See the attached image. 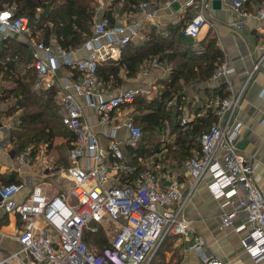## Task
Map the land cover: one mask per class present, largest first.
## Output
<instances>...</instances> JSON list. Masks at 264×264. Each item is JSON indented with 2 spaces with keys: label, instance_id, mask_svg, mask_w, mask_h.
<instances>
[{
  "label": "built area",
  "instance_id": "1",
  "mask_svg": "<svg viewBox=\"0 0 264 264\" xmlns=\"http://www.w3.org/2000/svg\"><path fill=\"white\" fill-rule=\"evenodd\" d=\"M96 1L92 35L84 42L89 50L83 57L74 59L70 54L73 50L53 47L41 41L34 42L33 65L37 78H47L43 84L57 90L64 103L62 121L74 134L68 152L72 163L66 168L72 183L64 191L56 193H48L39 185H33L21 200L15 196L23 187L22 182L0 184V206L8 212H15L21 220L15 229L19 248L8 253L0 249V264H149L167 235L186 237L187 248L195 250L203 264H226L220 256L206 251L204 238L194 232L186 218L180 216L190 193L207 171L211 179L206 187L214 197L224 198L222 205L230 203L233 200L231 196L237 194L236 206L228 211L223 210L221 225L232 226L235 213L244 211L245 222L237 224L234 229L247 230L240 239L242 245L252 259L264 260V184L256 183L254 164L247 162L234 143L238 126L234 124L233 118L243 98L246 82L239 90H235L231 82L227 81L226 94L212 100L215 120L199 136L201 154H194L185 161V167L192 177L187 188L177 178H171L168 183L161 185L150 165L136 172L129 182L117 179L113 183H106V151L114 157L113 166L119 172L133 169L125 164L121 142L116 136L120 126H110L104 152L91 129V123L83 118L75 94L85 96L88 104L100 113L101 121L106 122L109 112L123 104L132 103L136 95L144 92V88L124 89L108 97L98 91V61L114 58L119 50L112 42L121 46L137 30L131 21L119 25L109 24L104 13L96 18L98 9L108 8L110 0ZM172 2L166 0L167 4ZM231 4L240 14H251V11L242 8L243 0H232ZM139 8L144 10L146 19L160 24L156 8L149 1H141ZM254 13L262 17L264 6ZM205 21L201 9L183 24L182 34L196 38ZM0 31L27 32V16L14 15L11 7L0 8ZM102 38L106 41L103 42ZM200 51L197 49L196 53ZM58 57L62 64L77 71L73 79L64 80L62 84L53 79ZM229 71L227 60H221L214 67L211 78L226 76ZM260 95L264 97V88ZM173 100H169V103ZM187 120L186 114L181 115L180 124ZM121 125L127 129L129 143H135L141 137V128L132 117L125 118ZM219 152H222L221 160L218 159ZM28 154L29 149L25 148L18 158L23 159ZM103 218L113 224L115 232L109 244L99 249L96 244L84 239V229L90 221L102 223Z\"/></svg>",
  "mask_w": 264,
  "mask_h": 264
},
{
  "label": "crops",
  "instance_id": "2",
  "mask_svg": "<svg viewBox=\"0 0 264 264\" xmlns=\"http://www.w3.org/2000/svg\"><path fill=\"white\" fill-rule=\"evenodd\" d=\"M150 5L156 8L157 17L161 20L157 24L155 20L145 18L144 10L139 8L137 11H113L114 23L119 25L125 21H131L137 32L132 36L133 41H141L147 31L153 29L155 32L168 34L172 28L178 24H183L191 16L195 15L201 9L205 15V23L199 30L196 38H192L202 49L209 36L215 38L217 45L222 51V60L226 59L230 68L226 76L210 78L207 80L194 81L185 88L184 103L180 115L186 114L188 119L203 115L207 108L212 107V100L221 96L223 84L231 82L235 90L246 82L245 91L239 106L237 107L233 122L238 126V133L235 144L245 156L248 163L254 164L258 184H264V97L260 91L264 88V15L257 16L256 9L264 6V0H243L245 10L251 11V14H240L232 7V0H173L167 4L166 0H147ZM140 3V2H139ZM11 7L14 10V4L0 0V8ZM111 9V7H108ZM104 8L98 9L96 18H99L104 12ZM182 26L180 27V29ZM184 36V35H183ZM14 39L26 48L35 51V40L28 32H1L0 43L5 39ZM105 42L106 39L102 38ZM53 47L55 45L51 44ZM119 52L114 55L112 60H118L121 56L123 45L112 42ZM197 47V46H196ZM196 49V50H197ZM88 47L83 43L74 49L70 54L72 58L83 57L88 52ZM42 52L41 50H39ZM43 54V52H42ZM105 59V60H108ZM156 60V59H153ZM153 60L144 61L141 69L135 76H125L124 69L120 76L123 80L119 83L110 84V87L99 89L102 96L108 97L118 91L129 88H144L142 95L151 98L162 87V80L169 76V63L167 61ZM102 61V60H101ZM257 66L255 67V65ZM216 66V65H215ZM75 77L74 72L67 65L61 63L58 57V66L53 74L56 83L62 84L64 80L70 81ZM47 78L36 79L33 84L34 89L46 88L43 84ZM14 83L10 79H4L0 73V97L4 88H10ZM57 100L61 103L60 114L64 109V103L61 101L58 92L54 89ZM77 102L81 105L83 118L91 123V129L102 150L105 152L108 143V131L110 126L118 125L116 136L121 142V148L126 153L127 129L121 125V122L130 117H136L137 113L133 104H123L109 112L108 120L101 121V115L97 109L88 104L85 96L75 94ZM195 99V101H194ZM12 98H0V184L8 181L14 174L15 180L23 183V187L17 192L16 199H23L31 190L33 185H39L48 193L64 191L71 185L66 174V168L71 164L68 157L69 148H66L65 137H56L52 145L40 141L35 149L30 146L17 150L10 137L11 129L17 124V116L21 108L11 109ZM180 123V119H179ZM171 126L167 125L164 131L167 139L172 141L175 132L170 131ZM29 149V154L23 159L18 158L19 153ZM106 154L107 184L115 182L117 179L122 181L117 169L113 166L112 156ZM153 159L146 162L150 165L159 177V183L165 185L171 178H177L184 188H187L192 181L185 162L177 163L171 157H166L161 152H157L148 158ZM163 157V158H162ZM128 158L126 157V160ZM218 159H222V152L218 153ZM163 160V161H161ZM165 160V161H164ZM211 179L209 171L205 172L198 181L195 188L190 193L185 202L180 216L190 222L194 232L200 234L205 241V249L208 253H213L226 261V264H264V260L255 261L248 254L241 243V237L246 234V229L236 231L234 227L237 224L245 222L246 215L242 210H238L233 218L232 226H222L220 216L223 210L228 211L236 206L237 194L232 195L230 203L222 205L223 197H214L206 187ZM21 224L19 216L15 212H8L0 206V249L3 253H8L19 248L20 243L16 238V227ZM171 238L165 242L166 249L162 250L160 257L154 260L152 264H203L195 250L187 248L188 239L179 235H168ZM21 255H23L21 253Z\"/></svg>",
  "mask_w": 264,
  "mask_h": 264
},
{
  "label": "trees",
  "instance_id": "3",
  "mask_svg": "<svg viewBox=\"0 0 264 264\" xmlns=\"http://www.w3.org/2000/svg\"><path fill=\"white\" fill-rule=\"evenodd\" d=\"M4 1L14 4V15L27 16V32L35 42L74 50L92 35L96 0ZM141 1L144 0H110L108 6L111 9L105 8L104 16L109 24H113L115 8L119 11H137ZM183 24H178L168 34L151 29L141 41L130 39L125 43L118 60H99L97 63L96 76L100 90L121 82L122 69L126 72L125 76L131 77L138 73L144 61L156 59L169 63V76L162 80V87L154 96L146 98L136 95L131 103L137 113L132 119L141 128V137L135 143L126 144V164L133 169L120 174L122 181H131L136 172L145 168L142 161L157 152L167 158L171 157L177 163L185 162L194 154L200 155L199 136L215 120L214 109L209 107L203 115L188 119L184 124L179 123L186 86L194 81L209 79L215 65L222 60V51L212 36L206 39L204 47L196 53L199 46L191 37L183 36L180 29ZM34 59L32 51L14 39L7 38L0 43V73L4 79L14 83L10 88L2 90L0 98H12L10 108L13 110L21 108L10 137L17 150L27 146L33 150L40 141L50 146L59 136L65 137L66 148H70L74 134L62 121L61 103L54 90L52 87L33 88L37 77ZM73 72L76 76L77 71ZM223 86L221 96L227 91L225 84ZM172 98L173 102L169 103ZM167 125L171 126V132H175V137L164 143L161 135ZM152 159L158 161L159 158ZM15 179L12 174L6 183ZM84 239L91 240L99 249L109 244L99 225L94 230L90 226L85 228Z\"/></svg>",
  "mask_w": 264,
  "mask_h": 264
},
{
  "label": "rangeland",
  "instance_id": "4",
  "mask_svg": "<svg viewBox=\"0 0 264 264\" xmlns=\"http://www.w3.org/2000/svg\"><path fill=\"white\" fill-rule=\"evenodd\" d=\"M115 11L116 12H121V11H119L118 10V8H115ZM32 64V63H31ZM21 67V66H20ZM19 67V68H20ZM36 79L38 80V78L36 77ZM36 81V80H35ZM194 101H195V99H194ZM167 133V131H163L162 132V135H161V140H162V142H164V143H166V142H169L170 140H168V139H166L167 138V136L165 135ZM126 157L128 158V155H125L124 156V159H126ZM163 158V157H162ZM168 158L166 157V160H167ZM152 160V158H149V159H145V160H143V167H146V165L145 164H147L146 162H149V161H151ZM93 222H95V223H93ZM93 224V225H89V224ZM98 225L99 226H101L102 227V229H103V234H104V236H105V238L107 239V241L109 242V239L111 238V236L114 234V232H115V228H113V224L111 223V222H109L106 218H103L102 219V223L101 222H97V221H90L88 224H87V227L86 228H89V226H90V228L91 227H98ZM171 238V236H166L163 240H162V242H161V244H160V246L158 247V249L156 250V252L154 253V255H153V258H152V260L150 261V263L149 264H152V262L154 261V260H157L161 255H160V253H161V251L162 250H164L165 251V249H166V246H165V242H167L169 239ZM90 243H93L91 240H88Z\"/></svg>",
  "mask_w": 264,
  "mask_h": 264
}]
</instances>
